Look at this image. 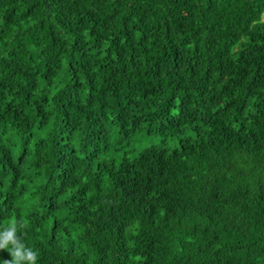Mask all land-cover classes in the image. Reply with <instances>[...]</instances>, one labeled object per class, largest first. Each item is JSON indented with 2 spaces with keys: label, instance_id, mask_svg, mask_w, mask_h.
I'll use <instances>...</instances> for the list:
<instances>
[{
  "label": "trees",
  "instance_id": "obj_1",
  "mask_svg": "<svg viewBox=\"0 0 264 264\" xmlns=\"http://www.w3.org/2000/svg\"><path fill=\"white\" fill-rule=\"evenodd\" d=\"M21 219L37 264H264V0H0Z\"/></svg>",
  "mask_w": 264,
  "mask_h": 264
},
{
  "label": "clouds",
  "instance_id": "obj_2",
  "mask_svg": "<svg viewBox=\"0 0 264 264\" xmlns=\"http://www.w3.org/2000/svg\"><path fill=\"white\" fill-rule=\"evenodd\" d=\"M28 228L24 220H13L0 229V251H7L11 259H3V264H37L39 253L28 247L18 232Z\"/></svg>",
  "mask_w": 264,
  "mask_h": 264
},
{
  "label": "rangeland",
  "instance_id": "obj_3",
  "mask_svg": "<svg viewBox=\"0 0 264 264\" xmlns=\"http://www.w3.org/2000/svg\"><path fill=\"white\" fill-rule=\"evenodd\" d=\"M158 140H159V139H158V138H156V139H155V142H158Z\"/></svg>",
  "mask_w": 264,
  "mask_h": 264
}]
</instances>
